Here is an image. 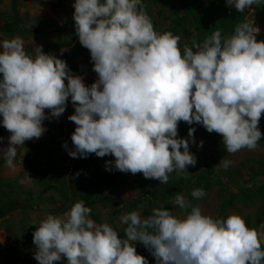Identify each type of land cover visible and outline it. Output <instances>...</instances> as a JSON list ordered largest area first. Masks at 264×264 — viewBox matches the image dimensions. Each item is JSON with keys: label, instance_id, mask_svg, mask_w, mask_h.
Segmentation results:
<instances>
[{"label": "clouds", "instance_id": "clouds-1", "mask_svg": "<svg viewBox=\"0 0 264 264\" xmlns=\"http://www.w3.org/2000/svg\"><path fill=\"white\" fill-rule=\"evenodd\" d=\"M225 3L244 13L264 0ZM72 7L75 34L97 74L90 86L42 46H35L33 57L19 37L0 45V124L10 133L3 154L9 167L17 146L46 131L45 110L58 118L69 98L74 114L68 120L76 126L69 157L111 155L114 162L106 161V171L140 173L161 184L172 172L189 174L187 167L197 161L190 141L177 138L181 121L220 135L229 154L257 147L264 114V42L257 41L260 30L253 21L240 23L223 40L217 30L181 52L180 36L154 31L142 0H75ZM194 131L189 128L190 138ZM228 166V161L222 165ZM191 195L199 199L206 193L201 188ZM174 204L191 211L183 219L163 208L147 216L136 211L121 216L122 240L108 223L90 219L83 201L76 202L66 219L48 215L40 222L32 233L34 259L38 264L62 257L67 264H148L133 246L139 242L156 264H264V232L248 228L236 215H203L179 194Z\"/></svg>", "mask_w": 264, "mask_h": 264}, {"label": "rangeland", "instance_id": "rangeland-1", "mask_svg": "<svg viewBox=\"0 0 264 264\" xmlns=\"http://www.w3.org/2000/svg\"><path fill=\"white\" fill-rule=\"evenodd\" d=\"M74 2L0 0V45L19 37L26 53L33 57L35 46H42L45 54L64 60L71 73L90 86L97 74L92 71L89 51L75 34ZM142 5L155 32L180 36L181 52L185 44H202L217 30L223 40L243 22L253 21L260 30L257 41L264 42V4L253 5L244 13L226 6L225 0H142ZM62 48L66 49L63 54ZM45 111L49 115L42 122L46 131L39 139L16 147L14 167L8 166L3 155L10 133L0 124V264H38L32 233L48 215L66 219L64 213L79 201L91 209L90 219L108 223L122 240L126 239V225L120 223V217L133 211L147 216L153 209L163 208L183 219L191 209L182 210L174 204L177 194L199 207L203 215L214 219L236 215L248 228L264 232L260 227L264 224V114L258 125L262 139L257 147L235 154L226 151L222 137L215 132L208 133L199 124L179 122L177 138L190 141L189 150L197 162L187 167L189 174L172 172L168 183L161 184L140 173H121L114 168L106 171V161L114 162L111 155L70 158L68 151H74L70 137L76 127L68 120L74 114L70 98L58 118ZM189 128L195 129L191 138ZM201 141L202 146H198ZM225 161L229 162L226 169L222 167ZM201 188L206 195L193 198V190ZM133 246L148 264H156L143 244L134 242ZM54 264H67L66 258Z\"/></svg>", "mask_w": 264, "mask_h": 264}]
</instances>
